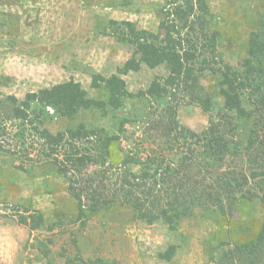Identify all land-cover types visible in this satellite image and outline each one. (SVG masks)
Here are the masks:
<instances>
[{
	"label": "rangeland",
	"instance_id": "1",
	"mask_svg": "<svg viewBox=\"0 0 264 264\" xmlns=\"http://www.w3.org/2000/svg\"><path fill=\"white\" fill-rule=\"evenodd\" d=\"M168 1L0 0L2 105L11 110L10 95L23 99L28 92L69 80L80 82L90 97L107 102L106 90L92 86L93 75L119 74L133 52L130 44L118 40L124 25L110 21L130 20L138 28L156 32ZM208 2L220 58L236 65L247 50L251 31L260 27L264 0ZM166 74L164 65L143 64L138 71L121 75L128 96L119 108L107 104L84 109L69 119L48 107L47 124L54 132L84 123L96 131L104 129L107 135H119L110 143L103 165L88 163L79 168L69 162L65 170L54 159L36 162L21 153L0 152V264H213L224 252L230 257L226 264H244L236 248L255 239L264 222V204L257 199H238V217L226 221L221 214L197 209L182 218L176 230L162 219L153 223L136 219L132 209L121 203L89 215L94 205L89 199L104 192L102 179L107 185L116 182L123 171L118 165L132 151L142 161L155 156L178 160L183 151L184 139L178 138L182 126L204 132L213 121L243 144L251 129L259 126L258 115L239 118L220 109L219 73L208 72L196 86V94L212 96L211 111L183 91L161 99L148 95L153 80ZM13 123L11 135L18 130V122ZM89 146L85 142L81 147L87 152ZM131 167L140 172L139 165ZM75 179L92 186L83 192L89 215L85 223V217L78 218V202L69 188ZM34 210L42 212L46 225L32 230L20 219ZM170 244L177 251L167 261L159 253Z\"/></svg>",
	"mask_w": 264,
	"mask_h": 264
},
{
	"label": "trees",
	"instance_id": "2",
	"mask_svg": "<svg viewBox=\"0 0 264 264\" xmlns=\"http://www.w3.org/2000/svg\"><path fill=\"white\" fill-rule=\"evenodd\" d=\"M167 4L161 9V24L156 32L138 28L130 20L110 21L112 25H124L118 40L130 44L133 52L119 68V74L93 75L92 86L106 90L107 102L90 97L74 80L28 92L23 99L10 95L11 110L4 108L0 99V152L21 153L36 162L54 159L65 170L69 162L79 168L88 163L103 165L110 155V143L119 140V135H107L104 129L96 131L84 123L54 132L47 124L48 107L69 119H75L84 109L105 108L107 104L122 107L128 89L121 75L138 71L146 64L151 68L164 65L167 69L165 76L150 84L148 95L161 99L183 91L205 111H211L212 96L196 94V86L208 72L219 73L220 109L239 118L258 115L260 127L251 129L246 143L238 141L233 133L221 131L213 121L204 132L182 126L178 138L184 139L183 151L178 160L155 156L142 161L132 151L118 165L123 171L116 182L107 185L102 179L104 192H96L89 199L94 201L89 215L121 203L132 209L136 219L149 223L162 219L176 230L178 222L197 209L221 214L226 221L238 217V199H257L264 204V120L260 116L264 119V14L260 27L249 35L245 54L233 65L220 58L208 0H169ZM13 121L18 122V130L11 135ZM39 142L42 145L37 147ZM85 142L90 144L87 152L81 147ZM134 164L140 166V172L133 171ZM94 180L95 177L88 178L87 182ZM87 182L75 179L69 187L78 202V218L85 217L84 223L89 215L83 192L92 187ZM20 222L32 230L46 225L39 210L22 215ZM236 250L241 263L264 264V222L256 238L241 243ZM176 251L177 246L170 244L159 257L170 261ZM229 258V252H224L213 264H226Z\"/></svg>",
	"mask_w": 264,
	"mask_h": 264
}]
</instances>
